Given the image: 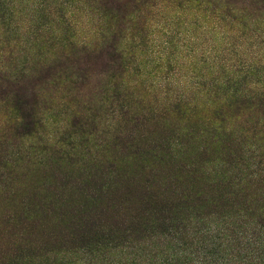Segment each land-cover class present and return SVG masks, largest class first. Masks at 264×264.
Masks as SVG:
<instances>
[{"label":"rangeland","instance_id":"obj_1","mask_svg":"<svg viewBox=\"0 0 264 264\" xmlns=\"http://www.w3.org/2000/svg\"><path fill=\"white\" fill-rule=\"evenodd\" d=\"M219 1L229 0H57L59 7L66 10L60 11L58 16H63L73 24L78 40L91 38V31L94 26L97 27L99 20L106 31L105 43L98 46V50L90 48L82 52L74 51L68 56H61L56 51V63L61 67L51 69L53 66H49L47 69L37 65L32 68L31 74L17 76L15 81L11 80L12 83L9 81L6 84L0 72V223L11 215V210L16 209L12 206L18 202L58 199L60 206L64 207L88 193L85 188L78 186L76 178L80 180L83 176L78 174L92 171V158L86 161L84 157L80 162L81 171L78 173L73 170L70 173L68 168L61 169L50 162L43 166L39 158L44 151H38L41 145L38 148L35 146L37 140L53 136L63 124L64 116L71 110H81L86 102H101L102 109L99 117H96L99 130L94 135L95 143L89 144L90 151L104 157L112 155L114 159L121 157L116 138L119 136L116 134L118 129L112 130L116 127V118L106 110L110 100H104V91L112 85L118 86L126 82L135 86L146 100L163 102L165 96L178 93L190 95L192 92L187 91L194 87L192 91L195 92L202 83L208 88L207 83L217 76L221 65L230 70H240L242 66L254 63L257 65L254 66L256 74L264 77V47L258 45V40L263 39L255 38L254 42L255 39L250 37L251 34L256 37L264 33V5L254 3L253 0H238L236 7H245L242 17L245 21L252 22L249 26L242 27L237 24L239 19L234 25L218 22L216 16ZM31 6L29 1L16 3L15 10H23L21 14H15L18 16L15 18L18 23L25 22L22 14ZM237 16H240L239 13ZM131 24H134V28L130 35ZM236 30L239 31L235 32ZM240 32L243 33L242 37H239ZM130 37L140 42V46L134 52L135 67L123 73L119 59L108 47L112 43L128 41ZM1 40L0 37V50L4 52L0 56L1 69L3 66L10 69L15 59V64H20L22 53L17 49L18 46L15 48L12 43ZM48 45L49 43L44 44ZM53 76H59V81L52 79ZM50 79L52 81L47 82ZM251 79L254 81L258 78L252 75ZM258 85L264 86V79ZM114 103L115 101L112 105ZM66 109L71 110L62 115ZM222 112V127L227 131L230 128H240L245 119L250 118L251 126L255 117H261L260 122L264 118V108L253 107L248 102L234 103ZM18 114L29 115L26 119L37 121L29 137L18 136ZM205 116L206 114L201 115ZM192 123L166 124L162 128L165 131H162V135L171 133L170 130L174 127L179 128L182 133L191 132L197 136L203 134L201 127ZM152 129L140 130L146 149L153 144L151 140L157 138L156 133H151ZM204 140L202 138L200 149L203 150H199L198 161L208 169L214 168L219 160H226L227 152L224 147L206 146ZM249 143L251 140L246 142ZM259 143L264 147V140ZM28 145L33 149L28 148ZM34 150L35 156L27 159L25 154ZM79 151L85 153L86 149L82 147ZM191 162L188 159L178 163L164 160L159 166L137 160L126 164L127 166L118 162L110 178L117 181L119 186L115 189L113 185L105 193V197H102L103 200H112L109 207L111 217L108 221L113 224L123 220L128 222L138 214L141 190L149 192L147 196L154 197V201L172 197L174 205L178 203L176 195L182 191L188 196L185 213L192 215L186 224V232L178 239L155 233L131 248H115L110 252L101 250L91 253V256L81 250L69 249L71 244H63V241H68L65 235L68 230L63 229L64 219L50 215L44 216L40 227L34 229L29 236L30 240L38 242L40 249L36 246L33 251H18L16 255L23 260L20 264H162V261L170 264H225L230 259L235 264H245L244 259H233L234 249H237L236 241L228 242L224 239L230 235V230H238L242 232L240 234L237 231L239 241H244V227L248 228L251 223L259 220L260 216L254 207L264 204V195L258 196L261 190L247 188V196L235 198L227 195L224 198L220 185L216 186L198 173L189 172L191 168L186 166ZM64 182L69 183V186L61 189L60 185ZM199 190V195L195 193V196L200 200L196 201L192 196L194 191ZM251 191L254 193L249 194ZM242 200H246V209L240 202ZM249 201H252L250 205ZM117 215L122 217L121 221ZM151 218L152 215L147 220ZM2 226L0 253L5 252L7 246L10 247V235L12 231H16L9 223H2L0 227ZM233 236L230 235L232 238ZM209 240L214 244L207 247ZM11 255L7 253L6 258H11Z\"/></svg>","mask_w":264,"mask_h":264},{"label":"trees","instance_id":"obj_2","mask_svg":"<svg viewBox=\"0 0 264 264\" xmlns=\"http://www.w3.org/2000/svg\"><path fill=\"white\" fill-rule=\"evenodd\" d=\"M18 1H29L32 5L29 10H25L22 14L25 19L24 23H18L15 20L18 18L15 14L18 12L21 14L23 11L21 9L15 10ZM253 1L264 5V0ZM237 3L238 0L219 1L216 16L219 23L234 25L237 19L240 20L237 24L242 27L252 23L251 20L245 21L242 17L245 7L237 8ZM59 6L60 3L57 4V0H0V37L3 42L12 43L15 48L18 46L17 49L22 53L20 64H15L16 59L12 58L15 60L10 65V69L6 66L1 69L0 66L2 70L0 72H2L6 84L11 80L15 81L17 76L22 77L23 74H31L32 68L37 65L47 69L50 68L49 66H53L51 69L61 67L56 63L58 61L56 60L57 56H55L56 51L61 56H68L74 51L82 52L90 48L93 51L98 50V46L105 43L106 31L99 20L97 27L94 26L91 31V38L84 41L78 40L73 24L70 21L67 22L63 16L62 18L58 16L60 11H66ZM238 13L239 17L237 16ZM133 28L134 24H131L129 27L130 35ZM237 31L239 30L235 32ZM252 35L250 37L253 39H263L257 42L259 46L264 47V33L256 34V37ZM242 36L243 33L239 37ZM46 43L49 45L44 46ZM138 46H140V42L130 37L128 41L118 44L112 43L108 47L119 59L123 73H127L129 69L135 67L134 52ZM2 54L4 52L0 50V56ZM254 66L257 65L253 63L249 66H242L240 70H230L229 67L224 68L221 65L218 67L217 76L207 83L208 88H205L202 83V86L197 88L195 92L192 91L194 87H191L187 91L192 92L190 95L178 93L174 96H165L163 102L146 100L143 94L129 83L125 82V84H118V86L112 85L109 88L111 89L110 92L108 89L103 93L105 95L104 100H110V104L106 108L107 112L116 118V127L112 130L118 129L116 134H119L116 138H118L120 145L121 157L117 159L112 158V155L104 157L102 154H92L90 151L89 144L95 143L94 135L99 130V122L97 123L96 117H99L102 109L101 102L96 100L86 102L83 104L86 106L79 111L66 109L62 115H65L66 111L67 113L71 111L64 116L63 124L56 129L54 135L45 137L42 141L37 140L35 146L38 148L41 145L38 151H44L39 162H43V166L46 162H50L58 168L66 170L68 168L70 173L73 170L79 173L81 171L80 162L84 157L86 161L92 158V171L78 174L80 177L83 176L80 180L76 178L78 186L85 188L88 193L85 197L64 207L60 206L59 203L61 202H58V199L18 202L12 206L16 209H12L11 215H8L2 223L5 225L9 223L12 228H16V231H12L10 235L12 237L8 243L10 247L7 246L5 252L1 251L0 253V264H20L23 260L16 255L18 251H33V247L36 246L39 248L38 242L30 240L29 236L33 234L34 229L40 227L42 218L50 215H57L64 219L63 229L68 230L65 234L68 241H63V244H71L69 249L81 250L91 256V253H97L101 250L110 252L115 248H131L155 235V233L175 239L184 234L186 224L192 214L185 213L188 196L187 194L184 195L182 191L176 195L178 203L174 205L171 201L172 197L170 199L159 198L154 201V197L147 196L150 194L149 192L141 190L139 192L140 207L137 215L131 217L128 222L123 220V222L118 221L112 224L108 221L111 217L109 207L112 200H103L102 197H105V193L109 192L113 185H115V189L119 186L117 181L114 182V179L110 178L111 173L115 172L114 166L118 162L127 166L126 164H132L133 160H137L152 166H159L164 160L178 163L188 159L192 161L189 164L193 166H186V168H191L189 172L198 173L216 186L220 185L224 198L227 195L235 198L247 196V188L261 190L258 196L263 197L264 147L259 142L264 140V118L260 122L261 117H255L256 120L252 122L251 126H249L250 118L245 119L240 128H230L228 131L222 127L223 120L220 119V114H223L222 111L237 102H248L253 107L264 108V86L258 85L264 77L262 74H256L257 70ZM252 75H256L258 79L253 81ZM53 78L58 81L60 79L59 76H53ZM51 81V79L47 80L49 83ZM199 94L200 96H198ZM113 101H115V105H112ZM199 101L201 102L199 103ZM262 113L264 114V112ZM202 114H206V116L201 117ZM208 114L210 115L208 116ZM18 115L16 118L19 121L17 124L19 127L18 136L29 137L33 133V126L37 121L26 119L30 117L29 115ZM191 122L196 127L200 126L203 134L197 136L191 132L182 133L179 128L174 127L170 130L171 133L162 135V131H164L162 128L166 124L177 125V123ZM146 128H153L151 133L157 135L156 139L151 140L153 144H150L147 149L143 143L145 139H141L140 136V130ZM249 131L251 132L249 133ZM153 137L155 138L154 135ZM202 138L205 139L206 146L224 147L225 152H227L226 160H219L218 163L214 164V168L210 169L201 165L198 158L199 150H203V148L200 149ZM207 139L208 141H206ZM249 140L251 143L246 144ZM82 147L86 149L85 153L79 151ZM251 147L252 150H250ZM28 148L33 149L31 145H28ZM33 153L35 150L27 152L25 157L27 159L33 158ZM211 169L213 170L211 171ZM68 175L72 176V174ZM66 186H69V183L64 182L60 185L61 189L66 188ZM195 193L199 195L200 190L194 191L192 196L194 200H200L198 196H195ZM253 193V191L249 192V194ZM240 202L244 204L245 209L248 207L245 205L246 200ZM251 203L252 201L248 202L249 205ZM254 208L260 217L256 223H251L248 228L247 226L244 227L246 234V236H242L244 241H239L238 230L236 232L230 230V235H234L233 238L228 235L224 240L236 241L237 249H234V260L236 258L239 261L244 259L246 260V262L244 261L245 264H264V204ZM151 215L153 218L147 220ZM118 218L120 221L122 220V217L118 216ZM1 229L3 226L0 227ZM238 232L242 234V232ZM212 244L214 242L209 240L207 247ZM215 247L217 248V246ZM7 253L12 254L11 258H6ZM27 258L30 257L27 256ZM230 260L231 263L226 261L225 264H235L232 259ZM162 264L170 263L162 261Z\"/></svg>","mask_w":264,"mask_h":264}]
</instances>
